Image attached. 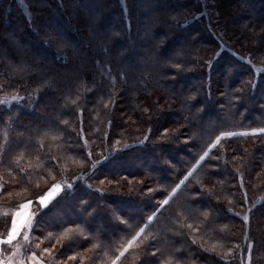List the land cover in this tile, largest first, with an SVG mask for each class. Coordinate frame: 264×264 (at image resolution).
<instances>
[{
    "label": "trees",
    "instance_id": "1",
    "mask_svg": "<svg viewBox=\"0 0 264 264\" xmlns=\"http://www.w3.org/2000/svg\"><path fill=\"white\" fill-rule=\"evenodd\" d=\"M29 201L75 264H264V0H0V211Z\"/></svg>",
    "mask_w": 264,
    "mask_h": 264
},
{
    "label": "rangeland",
    "instance_id": "2",
    "mask_svg": "<svg viewBox=\"0 0 264 264\" xmlns=\"http://www.w3.org/2000/svg\"><path fill=\"white\" fill-rule=\"evenodd\" d=\"M221 137H223V135L220 136L219 139ZM55 186H58V185H55ZM51 189H53V188H51ZM50 190H48L46 192V194ZM58 190H59V188L56 190V192ZM56 192H55V194H56ZM164 205H165V203L163 202L160 205V207L157 209V211L154 213V215L148 220L147 224L162 209V207ZM18 210L22 212V215L17 218L18 223L21 220H24L25 218L30 219L31 221H34L33 219L36 215V212L34 211V208L32 205H31L30 209H21L20 208ZM18 210H6V211L2 210V211H0V221H4L5 225H6V228H4V229L0 228V240H4L7 238V234L12 227L13 215ZM29 230H30V227L25 225L23 228L20 229L19 235L16 236V238L12 241L11 244H0V264H75L71 260H68V259L62 260V259L57 258L54 255V253L50 254L49 249H45V248L39 249L38 248V246H39L38 242L39 241L35 240V237L32 236V234H30ZM26 236H27V239L25 238ZM127 246H128V244H127ZM118 257H119V259H117ZM118 257L115 258L110 264H113V262H115V264H117L119 262V260L121 259L120 255Z\"/></svg>",
    "mask_w": 264,
    "mask_h": 264
},
{
    "label": "snow or ice",
    "instance_id": "3",
    "mask_svg": "<svg viewBox=\"0 0 264 264\" xmlns=\"http://www.w3.org/2000/svg\"><path fill=\"white\" fill-rule=\"evenodd\" d=\"M205 155H207V153H205ZM201 159H203V157ZM58 188H59V186H54L53 189H51L44 197H41V199L39 201L41 208L47 207V202L51 200V198L53 197V195L55 194V192ZM164 203L166 204L167 201H164ZM31 204H32V202L29 201L28 203L20 205V208L21 209H30ZM21 215H22V212L19 210L13 215L12 227L7 234V238L4 240H0V244H11L12 241L16 238V236L19 235L21 228H23L25 225L31 227L32 221L30 219H27V218H25L24 220H21L18 223L17 218L20 217ZM189 227H191V225H189ZM25 238L27 239V236ZM135 239H136V237H133V239L131 241H129L128 246L124 249V251H122L120 253L121 257L128 250V248L133 245V243L135 242ZM117 259H119V257ZM113 264H115V262H113Z\"/></svg>",
    "mask_w": 264,
    "mask_h": 264
}]
</instances>
